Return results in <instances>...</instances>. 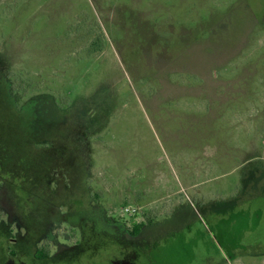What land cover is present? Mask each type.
<instances>
[{
    "label": "rangeland",
    "instance_id": "rangeland-1",
    "mask_svg": "<svg viewBox=\"0 0 264 264\" xmlns=\"http://www.w3.org/2000/svg\"><path fill=\"white\" fill-rule=\"evenodd\" d=\"M0 211V264H264V0H0Z\"/></svg>",
    "mask_w": 264,
    "mask_h": 264
},
{
    "label": "trees",
    "instance_id": "trees-1",
    "mask_svg": "<svg viewBox=\"0 0 264 264\" xmlns=\"http://www.w3.org/2000/svg\"><path fill=\"white\" fill-rule=\"evenodd\" d=\"M103 48H104V46L102 44L101 39L94 40L89 47V52L91 54L92 53H98V52H101L103 50ZM25 83H26V81L19 79V78L12 80L11 87H10L12 94L17 95V94L21 93L23 89H26ZM2 218H3V213L0 211V223H1ZM148 223H149V225H151L153 223V220L148 219ZM142 229H143L142 225L137 226L135 228V230L133 231L132 235L133 236L139 235L141 233ZM47 246H48V244H44V246H42L40 248L39 252H43V256H42L43 258H47L50 254L49 246H48V248H46ZM47 249H48V251H46Z\"/></svg>",
    "mask_w": 264,
    "mask_h": 264
},
{
    "label": "built area",
    "instance_id": "built-area-1",
    "mask_svg": "<svg viewBox=\"0 0 264 264\" xmlns=\"http://www.w3.org/2000/svg\"><path fill=\"white\" fill-rule=\"evenodd\" d=\"M137 210L135 209H132V208H125L124 212H127V213H132V214H135Z\"/></svg>",
    "mask_w": 264,
    "mask_h": 264
},
{
    "label": "flooded vegetation",
    "instance_id": "flooded-vegetation-1",
    "mask_svg": "<svg viewBox=\"0 0 264 264\" xmlns=\"http://www.w3.org/2000/svg\"><path fill=\"white\" fill-rule=\"evenodd\" d=\"M50 257V254H49V256L47 257V258H43V257H40L41 259H48Z\"/></svg>",
    "mask_w": 264,
    "mask_h": 264
}]
</instances>
